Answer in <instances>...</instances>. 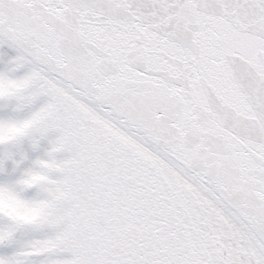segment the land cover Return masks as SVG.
Instances as JSON below:
<instances>
[{"label":"snow or ice","instance_id":"snow-or-ice-1","mask_svg":"<svg viewBox=\"0 0 264 264\" xmlns=\"http://www.w3.org/2000/svg\"><path fill=\"white\" fill-rule=\"evenodd\" d=\"M0 264H264V0H0Z\"/></svg>","mask_w":264,"mask_h":264}]
</instances>
